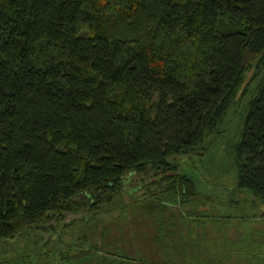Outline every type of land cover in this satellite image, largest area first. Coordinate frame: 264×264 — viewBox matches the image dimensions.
Listing matches in <instances>:
<instances>
[{
    "label": "trees",
    "instance_id": "1",
    "mask_svg": "<svg viewBox=\"0 0 264 264\" xmlns=\"http://www.w3.org/2000/svg\"><path fill=\"white\" fill-rule=\"evenodd\" d=\"M251 70L235 190L264 222V0H0V242L105 216L132 179L188 205L174 161L205 150Z\"/></svg>",
    "mask_w": 264,
    "mask_h": 264
},
{
    "label": "rangeland",
    "instance_id": "2",
    "mask_svg": "<svg viewBox=\"0 0 264 264\" xmlns=\"http://www.w3.org/2000/svg\"><path fill=\"white\" fill-rule=\"evenodd\" d=\"M253 73L246 74L242 85L248 92L245 96L242 90L238 93L216 134L206 140L205 150L199 156L189 154L174 161L178 174L193 180L196 188L188 205L178 203L162 209L156 197H146L147 193L163 192L150 187L158 180L152 176L130 195L138 185L132 179L123 187L122 197L108 206L105 216L99 214L89 223L65 227L90 217L83 213L67 215L63 224L46 225L50 233L29 231L0 242V264H264V222L259 218L262 208L248 192L235 190L238 164L234 152L246 105L252 98ZM215 224L217 232L211 229ZM205 225L208 232H199L198 228ZM252 226L258 239L249 233ZM200 233L217 241L205 244L207 256L194 260L186 252L187 245ZM237 234L242 241L234 245ZM223 241L230 244H221ZM222 248L233 253L219 255Z\"/></svg>",
    "mask_w": 264,
    "mask_h": 264
},
{
    "label": "crops",
    "instance_id": "3",
    "mask_svg": "<svg viewBox=\"0 0 264 264\" xmlns=\"http://www.w3.org/2000/svg\"><path fill=\"white\" fill-rule=\"evenodd\" d=\"M232 222H235V221H232ZM251 225H252V223H250ZM225 225V224H224ZM202 226H204V224L202 225ZM217 225L215 224V225H212V228L211 229H214L216 232H217V227H216ZM205 230V231H207V229H208V226L207 225H205V227H203L202 229H200V228H198V230H199V232H201V230ZM244 231H245V229H243L242 228V233H244ZM208 232V231H207ZM238 233H239V231H238ZM249 233H250V235L253 237V236H257V239L259 238V236H258V234H257V231L256 230H254V228H253V226H252V230H249ZM248 233V234H249ZM217 236V235H216ZM225 236V235H224ZM224 236H223V238H224ZM243 236H245V233L243 234ZM242 237V236H241ZM241 237H240V235H236L235 236V239H234V245H236L237 243H241V241H242V239H241ZM207 237H205L204 236V234H202V233H200V235H199V237H197V236H195V238L193 239V240H191V242H189V244L187 245V250H186V252L188 253V254H190V255H192V256H194V260H196V258L197 257H205V256H207L206 254L207 253H205L204 254V245L205 244H215V243H213V242H216L217 240H212V239H209V237L206 239ZM217 238V237H216ZM223 238H222V240H223ZM237 239H239L238 241H237ZM236 240V241H235ZM220 242V241H219ZM218 243V242H217ZM224 243H227V244H230L229 242H225V241H223L221 244H224ZM178 244V243H177ZM180 244H182V243H180ZM226 244V245H227ZM208 252H210V250H209V248H208V250H207ZM186 253V254H187ZM218 253H219V255L221 254V255H224V256H226V255H228V254H231V253H233V251H225V250H223V248L221 249V250H219L218 251ZM236 253H239V252H236ZM210 254V253H209ZM208 254V255H209ZM191 259V258H190Z\"/></svg>",
    "mask_w": 264,
    "mask_h": 264
}]
</instances>
